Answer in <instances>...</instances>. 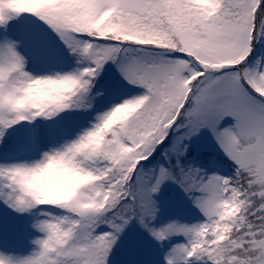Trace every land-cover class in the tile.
Returning a JSON list of instances; mask_svg holds the SVG:
<instances>
[{
  "label": "snow or ice",
  "instance_id": "obj_1",
  "mask_svg": "<svg viewBox=\"0 0 264 264\" xmlns=\"http://www.w3.org/2000/svg\"><path fill=\"white\" fill-rule=\"evenodd\" d=\"M0 264H264V0H0Z\"/></svg>",
  "mask_w": 264,
  "mask_h": 264
},
{
  "label": "trees",
  "instance_id": "obj_2",
  "mask_svg": "<svg viewBox=\"0 0 264 264\" xmlns=\"http://www.w3.org/2000/svg\"><path fill=\"white\" fill-rule=\"evenodd\" d=\"M167 195V194H166Z\"/></svg>",
  "mask_w": 264,
  "mask_h": 264
}]
</instances>
